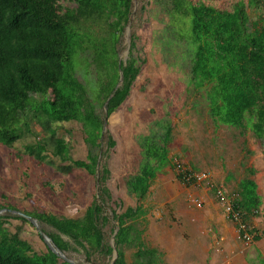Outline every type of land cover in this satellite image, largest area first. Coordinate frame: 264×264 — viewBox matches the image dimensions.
I'll use <instances>...</instances> for the list:
<instances>
[{
  "label": "trees",
  "instance_id": "1",
  "mask_svg": "<svg viewBox=\"0 0 264 264\" xmlns=\"http://www.w3.org/2000/svg\"><path fill=\"white\" fill-rule=\"evenodd\" d=\"M62 1L75 6L64 8ZM249 2L256 4V0ZM132 7L133 0H0V144L13 148L23 131H30L27 115L31 114L49 135L27 147L31 156L46 163L50 155L59 158L62 164L57 169L63 174L75 169L99 174V192L81 218L21 212L10 205H0V212L23 213L53 228L56 233L42 231L61 252L82 249L93 264L95 255L114 257V247L106 242L107 225L112 226L118 252L114 264H130L127 250L131 249L135 250L133 264H167L163 253L144 244L143 231L136 227L146 212L140 206L120 214L111 208L112 196L105 187L110 170L105 165L99 171L105 117L123 105L141 73L134 56L135 36L127 61L119 53ZM191 12L185 33L177 28L171 31L173 38L186 41L189 83L203 93L216 124L249 129L264 142V20L252 22L244 1L232 10L200 4ZM121 72L124 81L116 91ZM77 113L84 120L89 147L86 160H73L68 144L53 128L75 119ZM171 135L172 128L166 126L163 135L140 140L144 155L140 172L126 183L139 202L146 199L158 172L168 165ZM107 140L109 148L116 146L110 134ZM241 206L249 213L259 207L252 206L251 200H243ZM11 218L31 223L20 214L0 215V264H75L48 246L45 253L35 252L21 239V228L16 233L9 230Z\"/></svg>",
  "mask_w": 264,
  "mask_h": 264
},
{
  "label": "rangeland",
  "instance_id": "2",
  "mask_svg": "<svg viewBox=\"0 0 264 264\" xmlns=\"http://www.w3.org/2000/svg\"><path fill=\"white\" fill-rule=\"evenodd\" d=\"M239 1L246 3L252 22L264 20V0H256L254 5L250 0H133L131 28L125 30L119 44L120 57L125 60L129 41L136 37L134 56L141 73L130 96L108 117L99 171L105 165L110 170L105 187L112 196L111 208L120 214L140 206L146 212L136 227L143 231L144 244L163 253L167 264H264V253L255 249L257 236L264 239V142L249 129L242 131L213 121L203 93L189 83L186 41L171 34L173 28L186 32L195 6L232 10ZM61 4L64 8L75 6L64 1ZM78 76L83 80L81 72ZM102 111L105 115L106 110ZM27 116L30 131L24 130L13 148L0 144V205L21 212L83 217L99 192V174L92 176L81 169L63 174L57 169L62 164L59 158L50 155L46 163L31 156L27 147L49 135L39 120ZM166 126L172 128L168 165L158 172L146 199L139 202L126 183L140 172L144 158L140 140L151 134L163 135ZM53 128L68 144L73 160H86L89 147L80 113ZM108 134L116 142L113 148L108 146ZM182 168L208 174L213 187L207 182L187 184L181 179ZM217 188H224L241 202L251 200L252 206L259 205L247 218L257 234L250 246L239 238L237 226L216 197ZM0 215L19 214L4 210ZM8 223L12 233L21 228V239L35 252L47 251L46 242L32 223L12 218ZM39 227L56 233L46 225L39 223ZM105 235L107 243H115L111 225L105 227ZM134 253L127 250L130 264ZM65 256L77 264H93L82 249ZM112 261L103 255L94 256V264Z\"/></svg>",
  "mask_w": 264,
  "mask_h": 264
},
{
  "label": "built area",
  "instance_id": "3",
  "mask_svg": "<svg viewBox=\"0 0 264 264\" xmlns=\"http://www.w3.org/2000/svg\"><path fill=\"white\" fill-rule=\"evenodd\" d=\"M181 179L187 184L200 185L207 182L213 187L210 176L204 172H197L189 168H182L180 171ZM216 197L222 205L226 215L237 226L239 238L247 246L254 243L257 234L253 231L247 218L249 212L245 211L241 206V200L236 196H231L224 188L216 189ZM200 206V204H199ZM255 210H253L254 213Z\"/></svg>",
  "mask_w": 264,
  "mask_h": 264
},
{
  "label": "water",
  "instance_id": "4",
  "mask_svg": "<svg viewBox=\"0 0 264 264\" xmlns=\"http://www.w3.org/2000/svg\"><path fill=\"white\" fill-rule=\"evenodd\" d=\"M130 28H131V26H130V24H129V25H128V28H127L128 32H129ZM129 44H130V45H129L127 51H126V55H127V57L125 58V61H127V59H128V54L130 53L131 40L129 41ZM121 59H122V58H121ZM123 81H124V76H123V73L121 72L120 82H119L118 86L116 87V91L119 89V87L122 86ZM108 102H109V101H108ZM108 102H107V103H108ZM105 108H106L105 110H106V112H107V107H105ZM107 125H108V116L106 117V121H105V125H104V131H103V133H106V131H107ZM19 214H20L21 216H23L24 218L28 219V220H29L34 226H36V228L38 229L39 234L41 235L42 239L46 242L48 248H50L54 253H56L57 255H59V256H60L61 258H63L64 260H68V259L66 258V256H65V254H64L63 252H61V251L55 246V244L52 242V240L49 238V236H48L45 232L42 231V229L39 227V223H38V221H37L36 219H34L33 217H30V216H26V215H24L23 213H19ZM116 233H117V231H116ZM112 246L114 247V257H113L112 264H114V263H115V260L118 258V252H117V250H116V248H115V243H113ZM68 261H69V260H68ZM73 263H74V262H73ZM75 264H77V263H75Z\"/></svg>",
  "mask_w": 264,
  "mask_h": 264
},
{
  "label": "crops",
  "instance_id": "5",
  "mask_svg": "<svg viewBox=\"0 0 264 264\" xmlns=\"http://www.w3.org/2000/svg\"><path fill=\"white\" fill-rule=\"evenodd\" d=\"M229 234V235H231V234H233V231H225V234ZM259 236H257V238H258ZM255 249L257 250V252H260L261 254H263L264 253V239H261V238H259L258 240H257V243H255ZM260 256H262L263 257V255H260ZM261 259V258H260Z\"/></svg>",
  "mask_w": 264,
  "mask_h": 264
}]
</instances>
